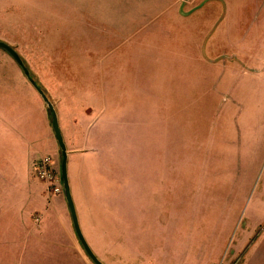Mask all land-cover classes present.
<instances>
[{"label":"rangeland","instance_id":"obj_1","mask_svg":"<svg viewBox=\"0 0 264 264\" xmlns=\"http://www.w3.org/2000/svg\"><path fill=\"white\" fill-rule=\"evenodd\" d=\"M261 3L0 0L22 68L84 118L63 130L67 175L102 264H237L264 231Z\"/></svg>","mask_w":264,"mask_h":264},{"label":"crops","instance_id":"obj_2","mask_svg":"<svg viewBox=\"0 0 264 264\" xmlns=\"http://www.w3.org/2000/svg\"><path fill=\"white\" fill-rule=\"evenodd\" d=\"M258 7L263 10L264 23L263 0ZM0 42L19 57L34 55L31 45L1 36ZM14 62L6 51H0V264H93L75 234L63 188L57 196L49 194L46 184L31 175L33 163L40 159L35 157L54 153L51 150L55 151L57 142L46 104L22 74V67L15 62L18 69ZM44 89L47 91L46 86ZM56 106L64 137L63 130L72 132L84 118H69ZM18 118L23 119L19 129ZM45 143H50L51 150L43 148ZM238 245L236 249L245 248L244 243ZM237 264H264V231Z\"/></svg>","mask_w":264,"mask_h":264},{"label":"water","instance_id":"obj_3","mask_svg":"<svg viewBox=\"0 0 264 264\" xmlns=\"http://www.w3.org/2000/svg\"><path fill=\"white\" fill-rule=\"evenodd\" d=\"M0 48L4 49L13 58V60L19 66L22 67V60L20 59V57L16 54V52L10 46L0 42ZM23 73L25 74L28 82L35 88L37 93L40 95L41 99L46 104V106L49 110V113H50L52 131H53L54 137L56 139V142H57L58 147H59L60 152H61L60 176H61L63 194H64V198H65V201L67 203V206H68V209L70 212V217L72 220V225H73L75 234H76L85 254L92 261V263L93 264H102L100 262V260H98L96 255L93 253V251L91 250L89 245L87 244L86 240L84 239V237L81 233L80 227H79L77 214H76V210H75V205H74V202L72 199L69 181H68V175H67V158H68V155H67L66 146H65V143L63 141V137H62V134L60 132L59 125H58L57 114H56L55 108H54L53 104L51 102H49L45 93L40 88H38L36 83L34 82V80L28 76V71L24 68H23Z\"/></svg>","mask_w":264,"mask_h":264},{"label":"built area","instance_id":"obj_4","mask_svg":"<svg viewBox=\"0 0 264 264\" xmlns=\"http://www.w3.org/2000/svg\"><path fill=\"white\" fill-rule=\"evenodd\" d=\"M53 166V159L44 156L33 163L32 170L34 176L46 184V189L49 194H58L62 191L61 181L60 176L55 173Z\"/></svg>","mask_w":264,"mask_h":264},{"label":"trees","instance_id":"obj_5","mask_svg":"<svg viewBox=\"0 0 264 264\" xmlns=\"http://www.w3.org/2000/svg\"><path fill=\"white\" fill-rule=\"evenodd\" d=\"M23 69V68H22ZM35 82V81H34ZM36 83V85H37V87L38 88H40L41 90H42V88H41V86L37 83V82H35ZM43 91V90H42ZM44 92V91H43ZM49 111V110H48ZM50 114V113H49Z\"/></svg>","mask_w":264,"mask_h":264}]
</instances>
